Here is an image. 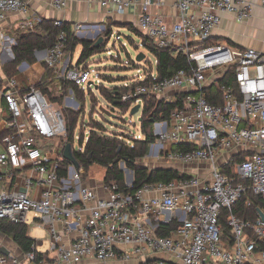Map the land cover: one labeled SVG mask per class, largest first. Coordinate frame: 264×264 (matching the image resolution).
<instances>
[{"label": "built area", "instance_id": "obj_1", "mask_svg": "<svg viewBox=\"0 0 264 264\" xmlns=\"http://www.w3.org/2000/svg\"><path fill=\"white\" fill-rule=\"evenodd\" d=\"M41 1L56 10L65 6V0ZM88 1L107 14L137 10L134 28L140 35L157 48L178 49L194 64L189 70L147 82H142L147 74L137 69L135 77L121 86L125 90L118 101L130 102L131 107L139 104V109L144 98L175 102L167 120L152 123L155 142L145 156L182 165L208 163V179L203 185L197 176L145 183L133 191L131 184H125V190L115 183L104 184L107 197L98 198L93 188L79 183L77 175H68V169L65 177H59L65 145L60 152L45 147L60 137L66 139L64 111H77L80 103L72 89L59 104L31 85L26 62L19 63L11 76L0 64V124L5 129L0 135V219L27 226L36 220L46 227L56 254L52 264H78L89 257L102 263L136 259L138 264H264V221L258 212L255 221L242 220L232 212L246 190L243 181L264 203V55L252 48L209 42L223 13L236 12L241 21L249 15L251 4L236 0ZM261 4L264 8V0ZM164 7L166 14L161 12ZM9 13L26 16L22 27L27 32L42 21L23 0H0V21ZM61 22L57 19L53 24ZM66 41V33L59 31L42 61L53 70L54 82H61L59 92L64 83L90 87L87 60L64 66ZM14 44L0 31V46ZM225 76L233 85L221 82ZM95 82L99 84L98 79ZM210 87L220 103L207 101L204 91ZM87 136L83 133V144ZM175 146L190 149L175 150ZM222 154L228 157L216 164ZM148 191H158L159 197L145 199ZM222 210L228 211L231 244L223 239ZM30 214L34 219L29 220ZM149 221H176L178 225L168 236H158ZM57 222L64 223L66 232L75 231L70 244L63 243ZM159 252L171 259L150 258ZM7 258L19 264L11 254L2 253L0 264H7ZM26 259L34 262V253H27Z\"/></svg>", "mask_w": 264, "mask_h": 264}, {"label": "trees", "instance_id": "obj_2", "mask_svg": "<svg viewBox=\"0 0 264 264\" xmlns=\"http://www.w3.org/2000/svg\"><path fill=\"white\" fill-rule=\"evenodd\" d=\"M126 28L132 32L136 31L131 24H127ZM61 30L66 33L67 37L66 52L70 51L72 53L77 45L81 46L77 61L78 64L85 62L90 56L97 53L101 44L104 46L106 44L105 41L99 44L98 47H94V42L78 39L68 23L62 21L60 26H55L53 21L42 19L34 31L16 35L15 44L11 48L13 59L2 67L4 72L11 76L16 73V66L19 63L26 62L28 64L26 78L30 84L38 88L50 99L57 101H60V99L53 97L48 87L49 84L54 82V72L49 69L43 61H37L34 52L49 49ZM104 32L107 34V39L113 35L111 26H107ZM139 36L144 47L154 56V71L151 68V64L144 68V72L147 76L142 82L171 76L180 69L189 70L193 68L194 64L189 62L185 54L181 51L174 52L172 48H157L152 43L148 42L142 35L139 34ZM209 42L213 43L211 40H209ZM138 68L137 66V69ZM148 74H153L154 76ZM221 82L233 85L232 80H229L227 76H225ZM62 85L65 92L68 89H72L73 92L76 93V97H78L79 103L81 104V109L78 112L65 109L64 114L67 118L66 143L71 144L73 156L78 163L77 172H82V176L86 175L90 166L97 165L105 170L102 179L103 184L110 185L115 183L121 190H125L124 174L119 167V162H122L133 174V181L130 186L131 191L137 190L145 183H169L173 180L188 179L190 177L172 168L148 169L145 166L136 164V160L144 157L148 153L150 144L155 142L154 136L152 135V123L157 120H167L170 111L176 105L175 102L164 104L152 99H148L147 101V99L144 98V105L141 109L144 115L141 116L140 119V128L143 138L133 139L131 140L132 143L127 145L119 140L118 136L107 134L100 122L92 120L91 114L93 112L90 110V119L86 124L88 127L87 141L83 144V124H80L79 133L81 138L79 140V149L74 150V131L78 124L79 115L84 111L86 101L84 91L81 87L71 83H64ZM100 85L101 84H97L96 89L107 100L110 106L123 110V112L131 108L130 102H118L119 94L125 90L123 87H102ZM212 87L204 91L207 101L211 104H218L220 103V98ZM4 132L5 129L2 128L0 124V135ZM176 149L189 150L190 147L175 146V150ZM48 158H51V156L49 155ZM69 165L70 162L64 158L61 159V168L58 173L59 177L66 176L67 167ZM243 183L247 186L246 190L232 206V212L242 220L255 221L257 218V209L264 210V203L259 197L251 193L250 189H248L247 181H243ZM247 203L249 204L247 205ZM227 215L228 211L222 210L219 223L223 239L228 240L229 244H231L230 231L226 224ZM148 223L158 236H168L178 225L176 221L169 224L154 223L152 221ZM0 233L9 237L23 253L27 254L33 252L34 262L42 260V254L36 251L35 240L28 235V226L26 224L13 223L6 219H0ZM248 233L250 234L249 231ZM7 264H14L13 260L7 258Z\"/></svg>", "mask_w": 264, "mask_h": 264}, {"label": "crops", "instance_id": "obj_3", "mask_svg": "<svg viewBox=\"0 0 264 264\" xmlns=\"http://www.w3.org/2000/svg\"><path fill=\"white\" fill-rule=\"evenodd\" d=\"M26 1L31 7L32 14L37 15L39 18L44 20H62L65 23H68L71 30L78 34L85 33L88 37V40L92 41V35H97V29L103 27V25L111 26L112 32L113 28L126 29L127 24H131L134 27V22L136 20L137 10H128L124 14H107L105 10L101 9L95 2H89L88 0H65V6L62 10H56L51 5L41 1V0H23ZM237 3H249L251 4V10L249 15L241 21H238L235 13H223L221 15V20L219 24L214 28L212 32L211 41L213 42H224L234 47L239 48H252L264 55V8L261 4L262 0H236ZM161 12L166 14L168 12L167 8L164 7L161 9ZM26 16L9 13L6 17L0 21V31L4 32L10 40L15 42V37L17 34L25 33L24 27L22 24ZM105 28V27H104ZM12 45L0 46V64L4 66L13 59L12 54ZM42 51V50H41ZM46 52V50H44ZM81 51V49H80ZM36 52V51H35ZM34 56L37 61H42V58L45 56V53H38ZM73 53V52H72ZM72 53L67 52L66 58L64 61V66H67L71 63L69 58H71ZM6 73V72H5ZM132 80V79H131ZM126 82V81H125ZM121 87V86H119ZM228 157L226 154L220 155L216 159V164H221L224 158ZM142 159V158H140ZM163 162H159L157 159L151 160L148 169L155 168H164L159 167ZM205 166V167H204ZM184 169H175L180 173L197 176L203 182L207 181L209 173V164L208 163H196V164H186L183 165ZM105 171V170H104ZM104 176V173H103ZM85 180V181H83ZM79 183L93 188L98 198H106L107 192L103 189V182L101 188L96 187V184L88 178L82 180L79 179ZM125 184H131L128 180L125 181ZM145 199L159 197L158 191H148L143 194ZM178 214V212H176ZM87 213L83 216L85 219ZM34 219L33 214L29 215V220ZM33 228L40 232V236L35 240L36 251L42 254L43 258L39 262H29L26 259V254L23 253L13 241L0 233V246H3L6 250L9 251L14 258L17 259L19 264H52L56 259L55 252L50 248L51 245V235L49 234L46 227L41 226L36 222V220L28 225V229ZM65 226L63 222L56 223V229L62 234V241L64 244L68 245L72 242V239L75 237V231L69 230L66 232L64 230ZM28 235L29 234L28 230ZM32 238V237H31ZM46 245V248H43ZM38 247V248H37ZM122 250L124 248H121ZM151 259H171V257L165 252L154 253L150 255ZM139 260L131 259L128 261L120 259L108 260L105 263L97 261L93 257L85 258L78 264H138Z\"/></svg>", "mask_w": 264, "mask_h": 264}, {"label": "rangeland", "instance_id": "obj_4", "mask_svg": "<svg viewBox=\"0 0 264 264\" xmlns=\"http://www.w3.org/2000/svg\"><path fill=\"white\" fill-rule=\"evenodd\" d=\"M103 26L105 28L107 27L106 25ZM80 31L78 30V34H75V36L80 40H88L87 35L85 33H80ZM97 31V35H92L91 37L92 42H95L99 37H102V41L100 42V44L105 41L106 44L105 46L101 44L99 51L87 59V68L90 71L92 85L90 87L84 85L82 88L84 91L86 102L84 111L80 113L78 124L74 131V150L79 149V141L77 140V136L79 133L81 122L84 127V138L88 135V127L86 124L90 119V110L91 112H93L91 114L92 120L100 122L105 128L107 134L118 136V139L121 140L124 144H131V140L143 138L139 121V119H141V116L144 115L141 110L142 108H140L138 112H135L134 114H130L131 108L126 112H123V110L117 108H113L112 106H110L107 100L97 91V87L95 88L97 83L95 81L96 79H98L99 84H101L100 86L102 87L122 86L125 81L130 82L131 79L135 77L137 66L139 67L138 69H140L143 73L144 68L148 67V65L151 64V68L154 71V56L144 47L142 40L136 31L132 32L126 29L113 28V36H111L109 39H107V34L103 31V29H101V27H99ZM80 49L81 46L77 45L74 52L72 53L71 58H69L73 65L78 60ZM107 50H110L111 53L108 54ZM173 51L176 52L178 51V49L174 48ZM139 53L145 54V58L141 61H136L135 58ZM54 84L55 88L52 87V84H49V91L53 97H57L60 99V101H53L62 104L64 102L65 95L68 94L67 92H64L63 88H61L60 92L58 91L57 87L59 85L61 86L60 81H55ZM73 95L75 96L76 101L79 103L80 101L78 97H76L75 92L73 93ZM80 109L81 106H79V109L77 111L72 109L67 110L78 112ZM65 144L66 139L60 137L57 140L49 142L45 147V150L50 151L51 149H57L60 152ZM51 156L54 157L56 156V154L52 153ZM151 160H153V158L145 156L143 160L137 159L136 164L147 167ZM121 163L122 162H119V167L121 166ZM124 167L127 168L125 165ZM159 167L175 168L180 170L184 169L183 165L178 162H163L159 165ZM67 169L68 175H77V178L80 180L88 178V180H92L96 184V187L101 188L104 168L97 165H92L87 170L85 176H82V172H77V168H75L74 166L71 167V165H69ZM129 173L132 174V171L129 170ZM123 174L124 181H127L128 175L125 174L124 171ZM29 234L34 239H37V237L40 236V232L37 230H29ZM46 247L47 246L44 245L43 248Z\"/></svg>", "mask_w": 264, "mask_h": 264}, {"label": "water", "instance_id": "obj_5", "mask_svg": "<svg viewBox=\"0 0 264 264\" xmlns=\"http://www.w3.org/2000/svg\"><path fill=\"white\" fill-rule=\"evenodd\" d=\"M101 41H102V37H99L94 42V47H98V45L100 44ZM38 53H43L44 54L45 51L44 50L36 51L35 55L38 54ZM144 58H145V54L139 53L136 56L135 60L136 61H141ZM138 110H139V104H135L134 106L131 107L130 114H134L135 112H138ZM139 121H140V119H139ZM62 156H63L64 159H66L68 162H70L75 168L78 167V163H77L76 159L73 156L72 147H71L70 143H66L65 144V146L63 148ZM120 170L124 171V173L128 175V181L131 183L133 181V175L131 173H129V169L125 168L123 163H121ZM257 212H258L259 216L261 217V219L264 221V212H262L260 209H257ZM0 253H2L3 255H9V251L6 250L3 246H0Z\"/></svg>", "mask_w": 264, "mask_h": 264}, {"label": "bare ground", "instance_id": "obj_6", "mask_svg": "<svg viewBox=\"0 0 264 264\" xmlns=\"http://www.w3.org/2000/svg\"><path fill=\"white\" fill-rule=\"evenodd\" d=\"M72 56V55H71ZM78 61V60H77Z\"/></svg>", "mask_w": 264, "mask_h": 264}]
</instances>
